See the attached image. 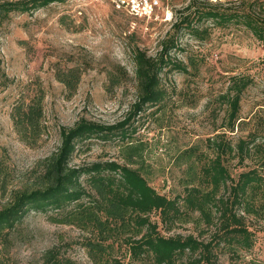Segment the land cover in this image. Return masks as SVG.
I'll list each match as a JSON object with an SVG mask.
<instances>
[{"label":"rangeland","instance_id":"1","mask_svg":"<svg viewBox=\"0 0 264 264\" xmlns=\"http://www.w3.org/2000/svg\"><path fill=\"white\" fill-rule=\"evenodd\" d=\"M22 0H0V3ZM230 0H170L168 10L158 18L138 20L115 8L112 0H64L26 13L12 12L0 20V70L10 84L0 90V156L12 174L8 189L17 190L40 173L41 164L60 144V129L70 128L80 119L111 125L123 121L137 100L134 52L139 49L151 58H160L168 48V65L160 74L164 100L145 106L132 120V140L145 144L143 161L146 178L162 195L174 198L182 193L185 165L179 155L224 130L226 105L221 96L229 77L246 75L252 84L244 91L240 117L242 131L227 133L232 144L239 138L254 139L260 151H251L243 163L228 160L233 176L254 168L264 160V39L259 40L241 23L221 22L204 17L211 9L233 11L244 8ZM244 6V7H243ZM263 10V9H261ZM264 20V13L261 14ZM187 20L188 24H185ZM197 29L199 35H194ZM192 60L194 66L189 65ZM188 65V73L172 64ZM81 70L74 92L57 80V72ZM120 83L107 91L109 74ZM43 99L45 133L36 144L24 143L13 127L10 113L18 102H28L35 94ZM118 138L103 142L92 139L79 144L70 161L72 166L113 160L122 163ZM8 194L0 191V208ZM260 216L245 215L244 223L253 233L249 251L232 255L221 243L215 248L219 264H264V197ZM53 212H29L16 230L10 246L2 250L0 264H42L46 250L57 247L64 257L78 264H92L82 246V233L74 226L53 223ZM164 236H197L204 225L176 223L165 231L157 213L150 215ZM214 228L201 239L209 240ZM117 250V244H115ZM116 257L124 264H151L148 260L130 263L124 245Z\"/></svg>","mask_w":264,"mask_h":264},{"label":"trees","instance_id":"2","mask_svg":"<svg viewBox=\"0 0 264 264\" xmlns=\"http://www.w3.org/2000/svg\"><path fill=\"white\" fill-rule=\"evenodd\" d=\"M64 0H22L0 3V20L12 12L26 13ZM169 1L166 2L168 8ZM244 8L233 11L211 9L204 17L221 22H236L246 26L259 40L264 39V0L242 2ZM263 9V10H261ZM185 24L189 23L184 20ZM199 35L198 30H193ZM163 47L160 58H151L137 49L134 52L137 100L127 117L118 123L104 125L80 119L70 128L60 129V144L41 164L40 173L17 190L8 193L12 174L0 156V191L8 194L6 204L0 208V246L6 250L16 230L27 213H49L53 223L74 226L83 235L82 246L92 264H124L116 257L125 246L130 263L143 260L151 264H219L215 248L221 243L232 255L249 251L253 246V233L244 223L245 215L260 216L264 197L263 170L257 168L233 176L228 160L243 163L251 151H260L261 144L254 139L239 138L236 144L226 136L242 131L247 122L240 117V103L244 91L252 84L246 75L229 77V85L221 96L226 105V122L221 132L191 146L179 155L185 165L182 193L174 198L162 195L152 187L147 178L148 166L143 157L145 144L132 140L135 130L132 120L145 106L164 100L160 87V74L168 65ZM165 52V53H164ZM189 65L194 63L190 60ZM173 69L188 73V65L172 64ZM81 70L70 68L57 72V80L69 93L77 88ZM107 91L120 83L114 73L109 74ZM10 84L0 70V90ZM42 95L35 94L28 102L13 106L10 118L21 140L29 146L45 133ZM118 138L121 142L122 163L106 160L83 166L70 165L73 153L92 139L103 142ZM264 160L260 163L263 169ZM157 213L165 231L176 223L204 225L197 236L180 234L164 236L158 225L150 220ZM214 228L209 240L201 239L205 231ZM117 244V250L115 249ZM1 253V252H0ZM42 264H78L64 257L57 247L45 251Z\"/></svg>","mask_w":264,"mask_h":264},{"label":"built area","instance_id":"3","mask_svg":"<svg viewBox=\"0 0 264 264\" xmlns=\"http://www.w3.org/2000/svg\"><path fill=\"white\" fill-rule=\"evenodd\" d=\"M169 0H112L115 8L124 12L131 18L138 20H151L158 18L159 12L167 6L166 2ZM211 3L226 2L230 0H208Z\"/></svg>","mask_w":264,"mask_h":264}]
</instances>
